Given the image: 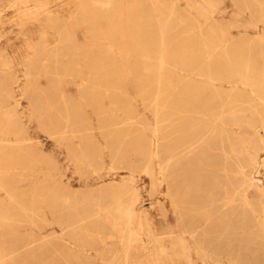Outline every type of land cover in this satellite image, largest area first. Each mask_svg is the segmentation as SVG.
Wrapping results in <instances>:
<instances>
[{
    "label": "rangeland",
    "instance_id": "obj_1",
    "mask_svg": "<svg viewBox=\"0 0 264 264\" xmlns=\"http://www.w3.org/2000/svg\"><path fill=\"white\" fill-rule=\"evenodd\" d=\"M98 1L101 4L95 0H0V81L10 83V107L36 155L31 169L28 162L11 165L6 177L17 201L15 264H186L174 244L181 232L194 264H202L194 252L196 246L221 264H264V168L252 174L259 177L262 188L243 186V200L242 193L235 195L230 187L238 182L236 163L242 155L225 158L218 144L220 128L229 135H244L246 130L237 129L233 120H258L264 104L242 85L218 81L214 88L221 96L223 124L217 121L207 127L208 112L199 109L207 111L210 106L205 78L196 75L203 73L211 18L226 40L232 41L228 57L238 55L241 47L261 45L255 41L259 36L264 42V24L251 22L258 10L241 3L264 0ZM205 1L214 6L213 13L207 14L211 10ZM171 7L174 12L169 14ZM46 16L60 24L44 26ZM58 30L75 35L77 75H54L53 62L34 56L42 34L47 47H55ZM161 32H165L163 45ZM136 48L147 55L144 60L135 56ZM160 48L170 56L162 69L157 67ZM92 52L93 61L86 57ZM255 60L261 67L259 54ZM112 65L117 71L134 69L130 80L134 85L144 82V100L130 81L124 98L116 97L114 75H103ZM60 77L52 95L50 90L54 91ZM156 80L162 82L158 88L150 84ZM167 81L178 87L188 84L191 89L188 98L175 100L177 113L169 118L175 125L172 132L165 127L168 122H159L153 112L154 96H173L163 86ZM27 96H64L74 102H83L79 96L94 99L81 107L76 123L81 130L61 138L42 132L30 119ZM215 103L217 114L220 108ZM164 133L167 144L178 136L183 139L165 179L159 169ZM110 139L119 154L112 152ZM70 151L82 155L78 159L83 163L74 160ZM130 186L138 195V207L152 220L156 240L149 252L139 248V242L127 245L123 219L117 213L106 221L105 212L99 211L105 207L104 196L111 203L127 200ZM141 234L140 240L145 241V232Z\"/></svg>",
    "mask_w": 264,
    "mask_h": 264
},
{
    "label": "bare ground",
    "instance_id": "obj_2",
    "mask_svg": "<svg viewBox=\"0 0 264 264\" xmlns=\"http://www.w3.org/2000/svg\"><path fill=\"white\" fill-rule=\"evenodd\" d=\"M97 5L101 4L98 0H95ZM258 2V3H257ZM248 2L241 1L246 8H250L253 11L258 10L252 14L251 22L263 23L264 24V2ZM25 3V2H24ZM109 4V1H106ZM205 4L211 10L207 14L214 12V6L209 2L205 1ZM39 10H44L43 6L39 7ZM174 11L172 7L169 10V14H172ZM212 23L208 25L207 35H206V49H204V59L205 62L202 65L203 73L197 74L205 78L206 91L208 96V105H210L207 111L203 107H199L202 112H208V121L207 127H213L214 123L219 121L220 124H223L222 117V104L221 96L216 92L215 83L216 82H234L242 85L245 89L255 95V99L264 104V42L261 36L256 38V42L261 44H250L244 49L241 47L238 49L235 57H228L227 48L231 42L226 40L225 32L222 29L216 28L215 22L212 20ZM44 26H51L53 23L60 24L59 21H54L50 16H46L42 20ZM63 30H58L57 32V44L55 47L49 49L47 47L48 42L42 34L41 43L38 48H33V53L36 59H46L50 62H53V74L63 77L64 75L74 76L78 72L74 68L75 57L79 55V48L74 42L75 35L72 34H63ZM161 45L165 43L164 35L165 32H161ZM56 40V39H55ZM54 40V41H55ZM61 42V43H60ZM60 43V44H59ZM144 43V41H142ZM59 44V45H58ZM139 47V46H137ZM135 56L140 60H144L147 55H142L143 50L141 48H136L133 50ZM91 52V48L89 51ZM247 52V55H246ZM256 52V53H255ZM169 51L165 48H160L157 54V67L162 69L166 67V60L170 58L167 54ZM255 55V56H252ZM261 59V67L258 68V63L255 60V57ZM88 57L93 61V52L88 54ZM34 58V59H35ZM62 58H66V61L62 62ZM149 58V55L148 57ZM31 61V60H30ZM93 62H91L92 64ZM95 67L94 64H92ZM58 72L57 73V69ZM73 69L75 71H73ZM73 71V72H72ZM134 69L132 68H123V70H118L115 66L107 71H103V75H114L116 80H113V87L116 90L118 96H124L125 87L130 81L132 84L131 87L139 88V95L141 100H144L145 91L144 82H139L138 84H133L130 80V75ZM120 75V78H117ZM123 76V78H121ZM61 77L58 78L55 82L57 87H54V91L51 88L52 95H55L58 85L61 82ZM151 85H157V88L162 85L160 80L150 82ZM54 86V85H52ZM165 90H168L173 96H154V116L155 118L162 123L168 122L165 127L168 128L169 132H172L175 125L172 121L169 120L170 117H173L176 113V98H188V92L190 88L188 84H182L181 87L176 85V83L167 81L163 83ZM233 92L232 94H235ZM237 94V93H236ZM30 108L32 113L30 119L35 120L36 126L45 133L49 135H59V137L64 138L65 134H72L81 130L77 126V122L81 115L82 105H91L94 96H79L83 99V102L71 101L65 99L64 96H27ZM230 97V96H229ZM235 97V96H233ZM122 97L121 99H123ZM12 100L10 83L6 80L0 81V264H15V225L17 222L16 218V209L17 201L15 196L12 194V189L10 185H7L6 177L8 170L11 165H22L23 162L30 163L31 169L34 166L35 152L28 144L29 137L25 129H23L19 118L14 112V108L10 107V101ZM219 103V113H215L216 103ZM231 103V102H230ZM214 110V113H213ZM257 116L260 114L255 112ZM169 120V121H168ZM232 125L238 127L237 129L244 128V135H238L235 132H230L228 130H222L218 133V144L221 154L225 158L238 157L242 155V160L236 163V175L238 177V182L235 186H231V189L234 191L235 195H239L244 200L243 192L244 187H252L255 191H259L262 188L261 183L258 182L259 177L252 175L257 172L258 167L262 166L264 168V112L259 116L258 120H252V118L245 119H235ZM171 123V124H170ZM164 127V128H165ZM225 134H224V133ZM224 134V135H223ZM163 144L160 149V172L163 175V178L167 176L168 170L173 166L174 159L177 156L176 150L181 147L183 139L178 136L177 139H172L169 144H167V133L163 135ZM180 141H182L180 143ZM208 143V142H207ZM110 148L114 154H119L120 151L115 146L114 140L110 139L109 141ZM115 147H114V146ZM214 145V144H212ZM112 153V154H113ZM122 154L124 151L121 152ZM70 155L80 163H83V160L80 161L78 158L82 155H75L70 151ZM92 163L91 161H88ZM26 169V170H28ZM253 169V171H252ZM29 171V170H28ZM31 171V170H30ZM145 172L148 173V168L145 169ZM167 178V177H166ZM244 186V187H243ZM130 196L127 200L122 202H113L109 200V196H104L105 207L99 209V211L105 212L106 221L109 217L114 219L113 213H117L118 217L123 219V223L126 230V242L129 243H138L137 246L143 249L146 252H149L150 245L154 244L156 240L151 234L152 220L149 215L138 207V195L134 187H129ZM2 193V194H1ZM235 197L229 199L233 201ZM241 199V198H240ZM116 201V200H115ZM146 204V203H145ZM100 208V207H98ZM264 230V224L261 226ZM145 232V241L140 240L142 234ZM172 233V230L169 231ZM184 232H181L175 239V246L178 251V255L185 258L186 264H194L190 261V247L185 241ZM130 246V245H129ZM135 251V250H133ZM197 255V259L202 264H221L220 259L211 258L208 256L206 251L198 246L194 251ZM200 255V256H198Z\"/></svg>",
    "mask_w": 264,
    "mask_h": 264
}]
</instances>
